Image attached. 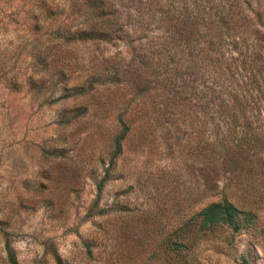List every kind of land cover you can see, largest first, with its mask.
Segmentation results:
<instances>
[{
    "label": "rangeland",
    "instance_id": "rangeland-1",
    "mask_svg": "<svg viewBox=\"0 0 264 264\" xmlns=\"http://www.w3.org/2000/svg\"><path fill=\"white\" fill-rule=\"evenodd\" d=\"M88 8L0 0V264L8 241L19 264H176L169 237L210 200L204 121L170 122L156 89L147 97L125 74L147 71L157 44L74 41ZM262 105L253 126L264 143ZM121 120L133 132L100 188ZM259 223L203 233L186 264H264V211Z\"/></svg>",
    "mask_w": 264,
    "mask_h": 264
},
{
    "label": "trees",
    "instance_id": "trees-1",
    "mask_svg": "<svg viewBox=\"0 0 264 264\" xmlns=\"http://www.w3.org/2000/svg\"><path fill=\"white\" fill-rule=\"evenodd\" d=\"M86 3L90 25L73 33V40L136 37L157 44L153 47L156 62L147 54L148 62L143 64L147 71L130 66L125 71L128 82L131 76L134 88L146 87L147 97H153L156 89L160 114L170 122L195 117L205 123L202 158L212 174L210 200L174 230L165 253L175 256L176 264H186L185 253L195 248L203 233L223 228L233 236L259 232L264 211V143L253 123L264 99V0ZM154 65L160 70L157 77L150 71ZM254 81L257 88L252 89ZM119 126L100 188L119 168L125 142L133 132L132 121L121 120ZM6 251L9 263L19 264L9 241ZM57 260L63 264L60 257Z\"/></svg>",
    "mask_w": 264,
    "mask_h": 264
}]
</instances>
